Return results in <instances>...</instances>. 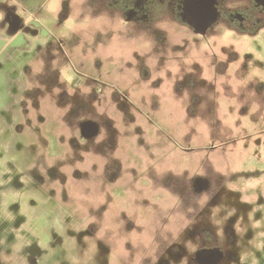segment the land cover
I'll use <instances>...</instances> for the list:
<instances>
[{
	"label": "rangeland",
	"instance_id": "rangeland-1",
	"mask_svg": "<svg viewBox=\"0 0 264 264\" xmlns=\"http://www.w3.org/2000/svg\"><path fill=\"white\" fill-rule=\"evenodd\" d=\"M6 1L29 34L0 36V264H202L199 211L220 264H264V113L252 121L238 101L251 117L262 107L256 36L201 32L210 16L195 0H155L130 20L119 1ZM23 44L37 49L13 116L20 63L7 55ZM206 174L226 182L208 211L193 186Z\"/></svg>",
	"mask_w": 264,
	"mask_h": 264
},
{
	"label": "flooded vegetation",
	"instance_id": "flooded-vegetation-1",
	"mask_svg": "<svg viewBox=\"0 0 264 264\" xmlns=\"http://www.w3.org/2000/svg\"><path fill=\"white\" fill-rule=\"evenodd\" d=\"M114 3H118L119 2H123L124 7H125V12L127 10V15L128 17L126 18V20H130V19H134V18H143L145 15L147 16V12L144 13V10H149L150 6L147 5H151L154 3L155 0H112ZM198 1L197 5V12L199 16H210L208 22L203 23L204 25H208V27H204L203 24L201 26V29H199L201 32H207V34L210 37H217L218 35H220V33L222 32V30L225 31H232V32H236L239 34V36L243 35V36H257L259 34L264 33V0H232L231 2L229 0H215L218 8H219V21L217 23L220 22V24H218L216 26V30L213 29V23L210 24L212 18L214 17V13L212 12L211 9V5L212 2H210L211 0H208L209 5H207L205 2H207V0H195ZM214 1V0H213ZM41 0H37L35 5H31V8L33 10V8L35 7V10L39 9V6H41ZM258 4L262 5V9L258 10L257 6ZM145 6V7H144ZM231 6H235L238 7L236 10L231 9ZM176 9H177V5H176ZM0 10L3 11L4 17L2 19V23L3 21L5 22V29L1 28L0 29V36L1 38H5V39H10L14 34H18L21 33L24 36L26 34L29 33H25V31L29 30L28 25H26V21L25 18L23 17L22 14H20V12L18 11V6L17 5H11L9 3H0ZM247 10V11H244ZM14 12L15 15L19 16L22 20V27L15 33H13L12 28H11V13ZM143 12V13H142ZM32 13V12H31ZM229 14L231 15H235L236 16V20L238 22V25H236V20L232 19L229 17ZM239 19V20H238ZM222 21V22H221ZM210 25V26H209ZM233 25V26H232ZM223 28V29H222ZM197 33V32H194ZM30 39H28L27 41H29ZM28 45H17V46H13L10 48L9 53L7 55V60L8 61H12L13 65L16 61H18L20 64L18 66V77L13 80L11 78H9V86L6 87V91L7 94L11 93L12 95H14V99L15 101L12 104V107L9 109V112H11V114L13 116H15L14 112H12V110H16L17 107H19V105L21 104V99H22V95L24 96L25 91L22 92L21 88L22 86H20V83H25L26 81V75H27V71H28V61H26V56L32 54L31 52H34L37 48L36 46L31 48V50L26 49L28 48ZM220 51H225L222 50L220 48ZM215 57V55H214ZM251 58V55H248V59ZM219 67L216 68L215 73H222V69H218ZM241 69V67H240ZM191 78V77H188ZM229 79V78H228ZM193 80V78H192ZM212 82L215 81V84H219L220 80L217 82L216 80H218V77L214 78V80L210 79ZM205 84L209 83L211 84V82H209L207 79H205V81H203ZM214 82L211 84L215 85ZM215 85V86H216ZM254 81L252 82L251 85V91L253 90L254 87ZM214 87V86H212ZM214 90L216 89L215 87L213 88ZM253 95V93H252ZM208 101L211 99L210 98V94L208 93ZM253 98L255 99V101L257 100V107L259 105H261L262 107L260 108V111L258 110V112H256L255 114H253V116L251 117L249 114V109H251V105H250V101L242 99L241 97H238V101L241 104V106L245 107L247 109V112L245 113L247 116H249L251 119L250 120H261L260 119V112L263 111L264 113V94L260 97L258 96H253ZM213 100V99H212ZM216 99V105L217 103ZM197 102L199 103V98H197ZM212 102V101H211ZM211 104V103H209ZM11 110V111H10ZM13 110V111H14ZM194 113H195V109H194ZM19 122V117L17 116V122L15 124H17ZM212 123V122H211ZM215 125H212V129L214 126H217V129H220L222 124H217V121L215 122ZM211 129V130H212ZM225 140H222L219 144L216 143L213 144V146H222L224 144ZM238 177H235V175H232V177L228 178V181H235ZM222 180L226 181L225 178H222ZM242 180V179H240ZM239 180V181H240ZM226 183V182H224ZM223 184L220 185L219 187V178L215 181V179L212 178V176H210V174H206L204 176H196L193 179V186L194 189L198 190V192L201 193H207L209 199L207 200L208 203L206 205L203 204V210L208 211L209 207H213V201L214 199L218 198V194L220 192L221 189H223ZM258 187V185H257ZM256 190V189H255ZM205 199V200H206ZM259 203H261L263 205V201H259ZM195 220L193 221V223L191 224V227H203L204 228V233L205 234V240H204V244L206 245V247H204L201 251H199L200 253H198V257L199 260L202 262V264H220V260L223 256V249L221 247V243L219 242V237L217 234V238L215 239L214 236H210L209 235V231L212 228L217 227V225L215 224L214 226H211L209 222H207V215L205 214V212L203 211V213L201 211H199L197 214H195ZM206 218V220H205ZM164 255H161L159 257V264H169V262L164 263Z\"/></svg>",
	"mask_w": 264,
	"mask_h": 264
},
{
	"label": "crops",
	"instance_id": "crops-1",
	"mask_svg": "<svg viewBox=\"0 0 264 264\" xmlns=\"http://www.w3.org/2000/svg\"><path fill=\"white\" fill-rule=\"evenodd\" d=\"M8 3V1L6 0H0V3ZM257 38V46L255 49H253V51L257 50V58H261V55H259V53H263L264 52V47L260 45V43H264V33L259 34L256 36ZM250 52V51H248ZM262 59V58H261ZM259 80H255L254 81V87L252 90L253 96H262L264 94V78L263 77H259Z\"/></svg>",
	"mask_w": 264,
	"mask_h": 264
},
{
	"label": "water",
	"instance_id": "water-1",
	"mask_svg": "<svg viewBox=\"0 0 264 264\" xmlns=\"http://www.w3.org/2000/svg\"><path fill=\"white\" fill-rule=\"evenodd\" d=\"M11 28L13 32H17L20 29L22 20L19 16L15 15L14 12L11 13Z\"/></svg>",
	"mask_w": 264,
	"mask_h": 264
},
{
	"label": "trees",
	"instance_id": "trees-1",
	"mask_svg": "<svg viewBox=\"0 0 264 264\" xmlns=\"http://www.w3.org/2000/svg\"><path fill=\"white\" fill-rule=\"evenodd\" d=\"M22 27V24H21V26H20V28Z\"/></svg>",
	"mask_w": 264,
	"mask_h": 264
}]
</instances>
